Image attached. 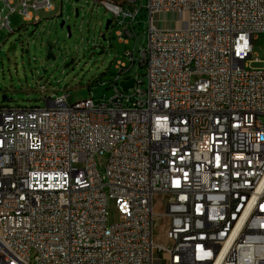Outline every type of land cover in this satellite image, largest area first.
<instances>
[{"label": "built area", "instance_id": "obj_1", "mask_svg": "<svg viewBox=\"0 0 264 264\" xmlns=\"http://www.w3.org/2000/svg\"><path fill=\"white\" fill-rule=\"evenodd\" d=\"M94 1L123 26L119 42L137 38L143 0ZM141 7L148 44L116 62L107 101L0 105V264H264V67L252 68L264 0ZM54 9L0 0V31ZM157 193L173 196L168 244L154 240Z\"/></svg>", "mask_w": 264, "mask_h": 264}, {"label": "rangeland", "instance_id": "obj_2", "mask_svg": "<svg viewBox=\"0 0 264 264\" xmlns=\"http://www.w3.org/2000/svg\"><path fill=\"white\" fill-rule=\"evenodd\" d=\"M147 1L137 4L140 12L134 26L138 35L127 44L119 42L116 34L123 28L122 25L113 21L109 29L105 28L107 20L113 19V14L94 0H52L55 5L53 11H37L41 18L39 23L25 21L19 13L12 14L13 32L10 33L7 28L0 31V105L45 106V96L65 93L69 94V103L88 98L107 101L114 93L116 62L127 61L126 51L135 49L138 53L148 44L149 17L147 10L141 7ZM76 8L79 9V16L75 15ZM168 18L173 20L176 16ZM181 18H184L183 15ZM63 19L66 26L71 25V37L66 26L60 27ZM48 43L53 45L56 59L47 58ZM252 58L260 60L254 62L252 68L264 67V32L254 35ZM72 60L74 62L65 67ZM144 74L145 69L140 65H135L130 72V75L140 78H144ZM42 86H46L44 93ZM5 94L8 100L4 102L2 97ZM105 160V157L100 159L101 175L106 172ZM172 200L173 196L169 194L157 193L154 196L156 243H169L165 236L170 219L164 213ZM107 211L109 224L120 221L121 215L114 199H109Z\"/></svg>", "mask_w": 264, "mask_h": 264}, {"label": "water", "instance_id": "obj_3", "mask_svg": "<svg viewBox=\"0 0 264 264\" xmlns=\"http://www.w3.org/2000/svg\"><path fill=\"white\" fill-rule=\"evenodd\" d=\"M75 1H79V0H75ZM75 15L76 16H79V9L76 8L75 9ZM112 23V19H109L107 20V23H106V29H109L110 25ZM66 26V20H62L60 22V27L61 28H64ZM66 29H67V32H68V36L71 37L72 36V31H71V25H67L66 26ZM103 37L105 38V35H103ZM48 51H47V58L48 59H56V56L55 54L53 53V45L51 43H48ZM12 48V47H11ZM13 48H15V46H13ZM74 61L72 60L69 64H67L65 67H68L71 63H73ZM134 85V79H130V80H127V81H122L121 82V86L123 87V89L125 91L129 90V88H132ZM2 100L5 102L8 100V96L5 94L3 95L2 97Z\"/></svg>", "mask_w": 264, "mask_h": 264}]
</instances>
